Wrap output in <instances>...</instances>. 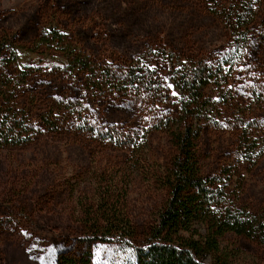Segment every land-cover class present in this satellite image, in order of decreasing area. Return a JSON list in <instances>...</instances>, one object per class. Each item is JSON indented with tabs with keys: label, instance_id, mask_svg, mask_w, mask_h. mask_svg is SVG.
Instances as JSON below:
<instances>
[{
	"label": "rangeland",
	"instance_id": "rangeland-1",
	"mask_svg": "<svg viewBox=\"0 0 264 264\" xmlns=\"http://www.w3.org/2000/svg\"><path fill=\"white\" fill-rule=\"evenodd\" d=\"M213 11L205 0H0V84L11 81L0 105L13 98L30 121L26 141L0 148V264L79 252L86 202L114 187L142 243L167 199L174 146L165 125L182 117L184 100L109 88L105 78L99 88L93 67L139 64L172 86L177 65L221 63L228 76L213 80L194 123L199 163L225 203L264 216V0L244 53ZM71 53L88 68L72 67ZM220 244L230 264H264V239L229 233ZM128 248L98 244L91 264H130Z\"/></svg>",
	"mask_w": 264,
	"mask_h": 264
},
{
	"label": "trees",
	"instance_id": "trees-1",
	"mask_svg": "<svg viewBox=\"0 0 264 264\" xmlns=\"http://www.w3.org/2000/svg\"><path fill=\"white\" fill-rule=\"evenodd\" d=\"M205 1L225 23L233 49L246 52L261 0ZM67 56L72 67L88 68L82 55L71 53ZM167 59L165 53L164 60ZM12 60L26 76L17 58ZM0 64H3L1 58ZM235 64L229 66L227 72L230 75ZM222 66L207 60H199L190 67L177 65L174 72L170 71L172 86L166 85L165 77H158L154 71L139 64H130L127 72L105 71L103 67L90 69L94 75L93 84L99 88L103 87L100 79L105 78L109 88L148 93L161 99L166 97V92L180 95L185 102L183 115L174 124L165 125L174 146L164 177L168 194L155 221L149 225L145 240L133 243L135 230L126 214L123 196L116 193L114 187L101 194L97 204L86 202L88 213L79 221L86 231L82 248L76 253L58 255L54 264H91L94 246L117 243L129 245L130 264H207L208 260L210 264H230L220 244L226 234L264 239V216L250 215L233 201L225 203L224 189L218 187L215 179L203 174L199 163L194 123L206 114L205 107L209 105L206 92L213 80L224 81L228 76L222 72ZM3 78L7 77L3 75ZM6 80L8 83L0 85H7L9 92L11 81ZM2 87L0 93H3ZM17 89L15 86L14 92ZM13 102V98H6L5 104L0 105V148L20 145L29 136L24 135L30 123L26 118L28 115L24 113L27 116L20 117ZM111 139L117 140L116 137Z\"/></svg>",
	"mask_w": 264,
	"mask_h": 264
}]
</instances>
